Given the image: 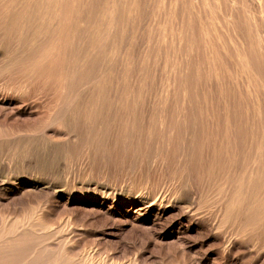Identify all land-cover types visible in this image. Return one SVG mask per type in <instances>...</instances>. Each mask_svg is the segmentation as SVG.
<instances>
[{
  "label": "bare ground",
  "instance_id": "1",
  "mask_svg": "<svg viewBox=\"0 0 264 264\" xmlns=\"http://www.w3.org/2000/svg\"><path fill=\"white\" fill-rule=\"evenodd\" d=\"M63 200L175 212L264 264V0H0V264H116Z\"/></svg>",
  "mask_w": 264,
  "mask_h": 264
},
{
  "label": "rangeland",
  "instance_id": "2",
  "mask_svg": "<svg viewBox=\"0 0 264 264\" xmlns=\"http://www.w3.org/2000/svg\"><path fill=\"white\" fill-rule=\"evenodd\" d=\"M162 5L165 7V4L161 3V7ZM160 15L158 17L155 15L153 21L151 18L153 22L151 24L155 22L154 25L158 26L159 23L163 31H168L166 23L161 25L165 15ZM166 31L165 33H168ZM159 65L160 69L162 64ZM153 93L148 99L150 104L160 95L154 93L156 98ZM75 184L77 187H80V184L87 187L89 182L81 179ZM18 195L7 198L2 210L0 207L2 213L9 212L8 215H12L27 209V202L19 200ZM39 200L41 199L37 197L36 201ZM36 201H31L30 204L35 206ZM99 203L63 200L59 202L55 212L58 222H63L67 218L72 220L74 227L76 226L75 228L81 233L80 239H83L82 244L79 242L80 246L85 248L87 246L94 252L96 258H103L116 264H226V259H221L219 256L217 243H212L204 230L197 229L185 221L179 223L174 210L172 211L174 213L170 215L166 213L160 217L155 216L154 212L138 214L132 210L126 213L116 208L107 210V206H99ZM231 259L232 257L229 263H240V258L237 256Z\"/></svg>",
  "mask_w": 264,
  "mask_h": 264
}]
</instances>
